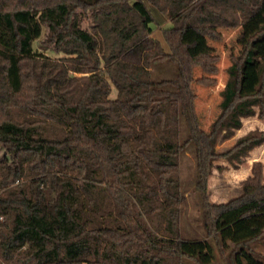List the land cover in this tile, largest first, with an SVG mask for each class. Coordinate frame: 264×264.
<instances>
[{
    "label": "trees",
    "instance_id": "obj_1",
    "mask_svg": "<svg viewBox=\"0 0 264 264\" xmlns=\"http://www.w3.org/2000/svg\"><path fill=\"white\" fill-rule=\"evenodd\" d=\"M172 21L166 50L144 0H0L1 264H264V167L255 161L240 196L213 203L214 161L242 162L264 130L229 153L215 138L264 118V23L232 55L211 131L195 83H214L218 55L190 33L223 40L257 17L264 0H148ZM90 12L82 27L74 16ZM46 45L62 58L35 50ZM116 90V96L112 97ZM197 161L204 234L183 226L184 155Z\"/></svg>",
    "mask_w": 264,
    "mask_h": 264
},
{
    "label": "rangeland",
    "instance_id": "obj_2",
    "mask_svg": "<svg viewBox=\"0 0 264 264\" xmlns=\"http://www.w3.org/2000/svg\"><path fill=\"white\" fill-rule=\"evenodd\" d=\"M155 20L152 24L153 36L161 41L166 50L169 45L165 39L163 29L173 26L171 19L162 13L156 6L148 0H144ZM74 19L84 28H89L93 23L90 12H78ZM264 23V5L258 16L250 21L242 23L234 29L222 30L223 40L217 41L208 36H202L190 33L189 38L197 41L194 51L208 50L218 55L217 65L219 71L216 73L203 72L196 70V76L208 75L215 79L214 83H195L194 89L197 93L196 110L199 115L202 127L206 131H211L213 123L222 113L220 103L222 101L221 90L228 78L227 67L232 62V55H238L242 52L245 39H248L260 29ZM47 28L44 27L43 34L34 42L36 51L45 53L52 58H62L65 54L56 53L47 48L46 45ZM49 47V46H48ZM261 54L264 55V41L259 44ZM116 96V90L112 97ZM242 128L236 130L235 134L225 137L224 132L219 133L215 138V148L219 153H229L234 150L239 139L254 130H264V118L258 116L248 117L243 120ZM255 161H260L264 167V144L253 149L242 162H232L228 156H221L214 161L212 173L208 178V195L213 203H225L231 199L240 196L243 192V181L251 174L252 166ZM182 179L186 190L187 200L183 211V226L189 236L203 235L202 227V208L199 192L196 190L197 182V161L193 150H189L182 161ZM252 247L259 254L264 256V237L253 241ZM232 252L230 249L219 251L213 264H233ZM1 264V260H0Z\"/></svg>",
    "mask_w": 264,
    "mask_h": 264
}]
</instances>
